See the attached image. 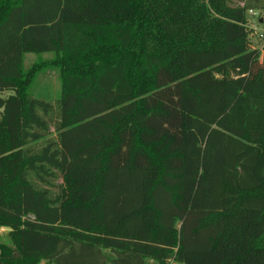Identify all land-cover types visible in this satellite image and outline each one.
Returning a JSON list of instances; mask_svg holds the SVG:
<instances>
[{
    "label": "trees",
    "instance_id": "16d2710c",
    "mask_svg": "<svg viewBox=\"0 0 264 264\" xmlns=\"http://www.w3.org/2000/svg\"><path fill=\"white\" fill-rule=\"evenodd\" d=\"M251 9L264 40V0H0V264H264Z\"/></svg>",
    "mask_w": 264,
    "mask_h": 264
},
{
    "label": "rangeland",
    "instance_id": "374dc122",
    "mask_svg": "<svg viewBox=\"0 0 264 264\" xmlns=\"http://www.w3.org/2000/svg\"><path fill=\"white\" fill-rule=\"evenodd\" d=\"M256 15H248L247 26L249 27V38L253 48H261L264 45L263 25L261 24L262 11L256 10ZM51 53H28L25 57L26 67L37 64L40 65L38 75L35 79V96L40 98H57L61 93V79L59 68L51 67ZM12 91H0V96L6 97ZM8 228H1V241L10 244ZM171 264H178L171 262Z\"/></svg>",
    "mask_w": 264,
    "mask_h": 264
},
{
    "label": "built area",
    "instance_id": "2783aa9c",
    "mask_svg": "<svg viewBox=\"0 0 264 264\" xmlns=\"http://www.w3.org/2000/svg\"><path fill=\"white\" fill-rule=\"evenodd\" d=\"M249 14H250V15H256L257 12H256V10L251 9V10H249Z\"/></svg>",
    "mask_w": 264,
    "mask_h": 264
},
{
    "label": "water",
    "instance_id": "95a60500",
    "mask_svg": "<svg viewBox=\"0 0 264 264\" xmlns=\"http://www.w3.org/2000/svg\"><path fill=\"white\" fill-rule=\"evenodd\" d=\"M262 21V20H261Z\"/></svg>",
    "mask_w": 264,
    "mask_h": 264
}]
</instances>
